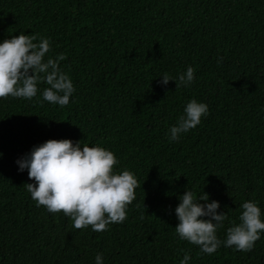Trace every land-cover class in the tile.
<instances>
[{"label": "trees", "instance_id": "1", "mask_svg": "<svg viewBox=\"0 0 264 264\" xmlns=\"http://www.w3.org/2000/svg\"><path fill=\"white\" fill-rule=\"evenodd\" d=\"M22 33L50 41L45 61L66 56L76 91L65 107L43 82L32 100L0 98V264H264V233L250 252L208 255L175 232L186 189L227 213L221 241L245 202L264 221V0H0V43ZM188 67L192 83L161 84ZM193 99L209 114L171 141ZM63 139L112 151L137 178L123 223L78 230L36 206L16 161Z\"/></svg>", "mask_w": 264, "mask_h": 264}, {"label": "clouds", "instance_id": "2", "mask_svg": "<svg viewBox=\"0 0 264 264\" xmlns=\"http://www.w3.org/2000/svg\"><path fill=\"white\" fill-rule=\"evenodd\" d=\"M50 51V41L36 34L22 33L0 43V98L32 100L39 91L37 85L43 82L48 85L43 90V100L67 106L76 89L69 75L60 68L66 56L61 53L45 61ZM194 73L195 70L188 67L179 75L178 82L165 73L161 84L166 86L174 81L176 88L187 86L193 82ZM208 114V105L191 100L177 125L170 129L171 141L178 142L182 133L196 128ZM2 155L0 153V158ZM16 163L19 171L27 170L29 180L34 181L24 187L36 206H43L53 214L62 212L78 230L91 226L94 232H104L110 224L123 223L127 219V207L136 199L139 187L132 172L114 170L119 160L112 151L87 144L82 147L81 142L73 143L69 139L48 140ZM179 200L175 209L179 221L175 232L204 254L216 253L222 243L236 251L250 252L264 233L261 209L254 201L242 204L241 222L229 227L226 240L221 241L217 231L228 215L218 214V202L208 203L207 194L197 199L188 189ZM205 217L208 219H203ZM189 259L190 255L185 253L180 264H188ZM95 261L103 264L102 254H97Z\"/></svg>", "mask_w": 264, "mask_h": 264}]
</instances>
